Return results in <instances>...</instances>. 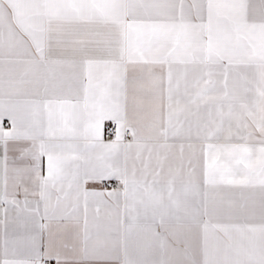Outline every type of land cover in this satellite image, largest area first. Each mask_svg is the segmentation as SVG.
<instances>
[{"label":"snow or ice","instance_id":"snow-or-ice-1","mask_svg":"<svg viewBox=\"0 0 264 264\" xmlns=\"http://www.w3.org/2000/svg\"><path fill=\"white\" fill-rule=\"evenodd\" d=\"M0 264H264V0H0Z\"/></svg>","mask_w":264,"mask_h":264}]
</instances>
